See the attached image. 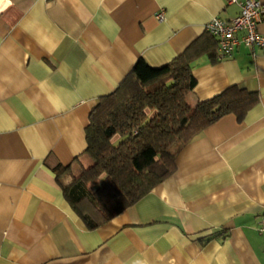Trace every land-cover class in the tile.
Masks as SVG:
<instances>
[{
  "label": "crops",
  "instance_id": "1",
  "mask_svg": "<svg viewBox=\"0 0 264 264\" xmlns=\"http://www.w3.org/2000/svg\"><path fill=\"white\" fill-rule=\"evenodd\" d=\"M238 11L230 0H0V264H264V49L239 43L217 60L204 30ZM189 46V105L231 86L257 103L241 122L207 126L168 178L88 229L62 187L90 164V113L138 59L161 67Z\"/></svg>",
  "mask_w": 264,
  "mask_h": 264
},
{
  "label": "trees",
  "instance_id": "2",
  "mask_svg": "<svg viewBox=\"0 0 264 264\" xmlns=\"http://www.w3.org/2000/svg\"><path fill=\"white\" fill-rule=\"evenodd\" d=\"M190 49L157 68L138 59L90 113L85 128L90 164L62 187L70 209L88 229L109 221L168 178L177 152L207 126L227 114L241 122L257 103L254 93L231 86L189 105L186 95L196 84Z\"/></svg>",
  "mask_w": 264,
  "mask_h": 264
},
{
  "label": "built area",
  "instance_id": "3",
  "mask_svg": "<svg viewBox=\"0 0 264 264\" xmlns=\"http://www.w3.org/2000/svg\"><path fill=\"white\" fill-rule=\"evenodd\" d=\"M230 2L239 9L235 17L228 21L214 17L204 26L205 32L217 42V60L231 56L233 48L239 43L248 48L264 49V35L257 31L258 25L264 21V3L259 0H230ZM156 18L159 22L163 21V12L160 11ZM238 33H241L240 37L237 36ZM256 230L264 236V215L260 217Z\"/></svg>",
  "mask_w": 264,
  "mask_h": 264
},
{
  "label": "rangeland",
  "instance_id": "4",
  "mask_svg": "<svg viewBox=\"0 0 264 264\" xmlns=\"http://www.w3.org/2000/svg\"><path fill=\"white\" fill-rule=\"evenodd\" d=\"M113 142H116V139H114Z\"/></svg>",
  "mask_w": 264,
  "mask_h": 264
}]
</instances>
